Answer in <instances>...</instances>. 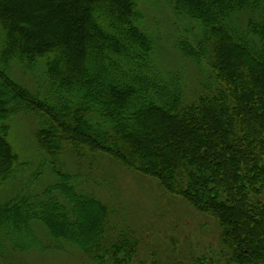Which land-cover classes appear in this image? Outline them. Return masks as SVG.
<instances>
[{"label": "trees", "instance_id": "1", "mask_svg": "<svg viewBox=\"0 0 264 264\" xmlns=\"http://www.w3.org/2000/svg\"><path fill=\"white\" fill-rule=\"evenodd\" d=\"M172 8L200 29L197 42H184L179 50L205 62L218 85L188 104L174 82L149 75L153 44L137 25L133 0H0L2 59L31 67L44 61L52 90V105L42 104L1 70L0 181L16 162L7 115L41 111L58 128L42 132L47 150L59 149L63 137L86 143L154 179L168 195L212 214L221 250L195 264H261L264 0H173ZM239 13L251 15L242 30L233 20ZM96 119L105 132L94 128ZM60 180L58 197L0 207V232L14 248L33 243L31 221L43 223L51 237L82 241L86 251L101 240L96 226L106 207L80 195L67 176ZM90 208L98 211L96 218L82 220ZM118 237L109 256L94 258L98 264H132L138 242Z\"/></svg>", "mask_w": 264, "mask_h": 264}, {"label": "rangeland", "instance_id": "2", "mask_svg": "<svg viewBox=\"0 0 264 264\" xmlns=\"http://www.w3.org/2000/svg\"><path fill=\"white\" fill-rule=\"evenodd\" d=\"M133 2L139 15L137 25L153 44L150 56L153 68L149 75H157L170 84L174 82L187 104L217 88L208 65L205 62L199 64L179 50L184 42L192 45L197 42L199 26L184 15L176 14L172 8L173 0ZM259 16L257 13L255 17L258 19ZM250 17L248 13L236 14L234 25L242 30ZM1 47L0 37V53ZM33 65L15 59L6 63L0 54V72H5L6 79L40 103L50 105L48 99L52 90L45 74L46 64L37 61ZM32 112L35 110L24 109L7 115V141L16 162L10 167L9 176L0 181V207L20 202L39 205L48 198L58 197L56 186L61 183L60 176H67L80 195L95 199L106 207L107 214L104 219L102 214L101 221L98 220L101 223H97L96 228L101 229V240L97 245L93 244L92 248L96 245L94 252L92 248L84 250L82 241H76L77 246L70 243V238L53 234L51 237L41 222L27 224L33 243L24 249L14 248V242L0 232V264H98L94 258L107 252L109 256L113 252L109 248L120 235L139 244L132 264H150L152 261L195 264L197 260L215 258L213 254L221 247L219 227L212 214L196 210L187 202L168 195L157 181L124 167L99 149L61 138L62 133L59 134V149L47 150L41 142L42 132L57 126H52L41 111ZM103 124L97 119L92 123L97 131L105 132L97 128ZM49 189L53 193L45 194ZM97 213L96 209L90 208L89 214L85 213L81 219L90 217L93 220Z\"/></svg>", "mask_w": 264, "mask_h": 264}]
</instances>
